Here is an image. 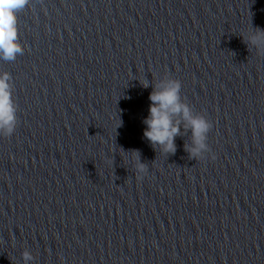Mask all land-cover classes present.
Segmentation results:
<instances>
[{
    "label": "clouds",
    "instance_id": "clouds-1",
    "mask_svg": "<svg viewBox=\"0 0 264 264\" xmlns=\"http://www.w3.org/2000/svg\"><path fill=\"white\" fill-rule=\"evenodd\" d=\"M28 3L29 0H0V59L4 61H14L24 52L18 37L17 13ZM251 42L264 44V30H258L251 37ZM10 79V74H0V135L6 137L13 135L17 125V107L12 98ZM143 86L148 87L147 81L143 82ZM180 92L181 82L175 79L162 81L155 87L149 96V115L143 120L146 125L144 138L151 145H158L163 153L174 154L175 138L180 134L183 121L184 127L192 131L193 147L186 146L190 156L203 158V153L209 152L208 159L215 160L216 155L207 144V134L213 129V122L203 116H193L189 106L182 102ZM175 117H182V121L174 120ZM137 170L141 173L137 180H143L148 173L146 165L138 164ZM23 258L25 261L33 259L27 251L23 253Z\"/></svg>",
    "mask_w": 264,
    "mask_h": 264
}]
</instances>
